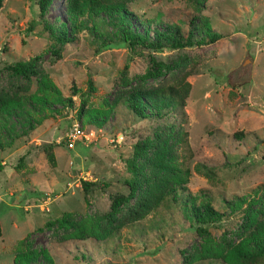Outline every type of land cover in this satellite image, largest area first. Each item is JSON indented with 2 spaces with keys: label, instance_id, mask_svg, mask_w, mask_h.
Segmentation results:
<instances>
[{
  "label": "rangeland",
  "instance_id": "374dc122",
  "mask_svg": "<svg viewBox=\"0 0 264 264\" xmlns=\"http://www.w3.org/2000/svg\"><path fill=\"white\" fill-rule=\"evenodd\" d=\"M44 25L56 35L66 26V40ZM125 26L155 41V30L176 28L221 38L131 48ZM178 72L191 85L182 111L147 119L129 110L132 95L145 100ZM5 106L14 108L0 118V264H264L252 253L254 235L264 239V0H53L43 16L35 0H0ZM77 124L96 140L68 149ZM163 148L182 173L155 164ZM176 180L195 207L206 193L221 220L190 225L169 201ZM131 184L134 197L108 217ZM256 189L259 202L246 207ZM234 197L244 202L231 213Z\"/></svg>",
  "mask_w": 264,
  "mask_h": 264
},
{
  "label": "trees",
  "instance_id": "16d2710c",
  "mask_svg": "<svg viewBox=\"0 0 264 264\" xmlns=\"http://www.w3.org/2000/svg\"><path fill=\"white\" fill-rule=\"evenodd\" d=\"M36 5L38 7V12L40 16H43L44 13L48 10L50 5L52 4L53 0H35ZM77 3V2H76ZM195 3V2H194ZM86 4V3H85ZM198 4V3H195ZM82 3H78L76 8H79ZM87 5V4H86ZM90 7L89 5H87ZM49 32V38L57 42H64L66 40V33L67 29L66 26L61 25L60 29L61 32L59 35H56L53 31V28L47 25L43 27ZM155 30V29H154ZM122 33L121 42L126 43L131 48L134 47H143L145 49H162V48H172V49H182V48H191L195 46H203L206 44L215 43L221 38V35H213L206 39L202 36L197 37L193 34L194 31H189L187 33L181 32L178 28L174 30L165 29L163 30H155V35L158 36L159 40L155 41L151 38L147 33H138L131 30L128 26H125L120 29ZM170 66L168 64L163 65H155L154 69L148 70L145 73V78L156 77L163 74V72L168 71ZM189 76V72H181L177 73L169 79L166 83H163L159 88L154 89L148 92L147 96L144 97L142 95H132L129 101V110L139 118H165L169 117L170 115H175L176 112L182 111L185 106L186 99L189 95L191 85L188 82L187 78ZM14 107H4L3 109L0 108V118H5L9 116L11 110ZM97 123V122H96ZM182 136V143H183V151L185 154L190 155L191 150L190 146L187 141V132L181 130ZM136 156L140 154L139 151L143 148V145H137ZM169 152L167 148H163L155 157V164L159 167V169H169L172 172H179L182 173L180 170L176 169L169 160H166L163 157L164 153ZM170 154H168L169 156ZM135 160L133 157L132 161ZM127 165L130 166L131 162L128 161ZM132 168V165L130 166ZM171 173V172H170ZM92 184L87 182H82L83 189L85 193L88 191L89 187ZM173 189L170 191L169 201L179 210L181 211L184 219L189 222L190 225L196 224H205L209 222H217L220 221L222 218V214L216 211L212 207L210 197L203 192V197L206 199V203L202 208L195 207L194 204H191L189 194L184 191L185 189L182 188L180 182L176 180L173 185ZM160 185H156L155 188H159ZM135 188L131 184L130 185V193L127 196H116L113 198L110 209L108 212V217H114L117 211L119 210L120 205L123 202L128 201L129 199L133 198L135 195ZM260 189L253 190L247 197L246 200V207L251 206L254 203L259 202L258 198H262V196H257V191ZM151 198L149 196L143 197L136 203V209L134 214L139 217L144 212V207L147 205ZM243 200L234 197L231 201L227 203L228 209L231 213L237 212L241 210L243 207ZM110 219V218H109ZM201 230V229H199ZM255 236V250L252 251L254 255L264 258V239Z\"/></svg>",
  "mask_w": 264,
  "mask_h": 264
},
{
  "label": "built area",
  "instance_id": "2783aa9c",
  "mask_svg": "<svg viewBox=\"0 0 264 264\" xmlns=\"http://www.w3.org/2000/svg\"><path fill=\"white\" fill-rule=\"evenodd\" d=\"M122 137V135H119ZM96 140L94 131L85 132L79 126V124L75 125L71 132L65 137V146L68 149H72L75 146L76 142H81L83 145L87 146L92 144ZM112 143H119L120 140L118 136L114 137L111 141Z\"/></svg>",
  "mask_w": 264,
  "mask_h": 264
}]
</instances>
